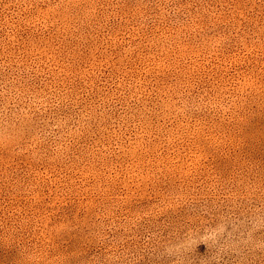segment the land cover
<instances>
[{
    "label": "rangeland",
    "instance_id": "obj_1",
    "mask_svg": "<svg viewBox=\"0 0 264 264\" xmlns=\"http://www.w3.org/2000/svg\"><path fill=\"white\" fill-rule=\"evenodd\" d=\"M0 264H264V0H0Z\"/></svg>",
    "mask_w": 264,
    "mask_h": 264
}]
</instances>
